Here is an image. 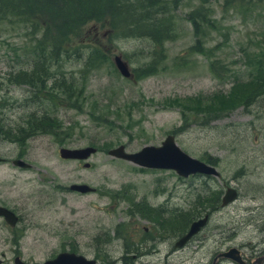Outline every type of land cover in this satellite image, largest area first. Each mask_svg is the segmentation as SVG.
Wrapping results in <instances>:
<instances>
[{
	"label": "rangeland",
	"instance_id": "rangeland-1",
	"mask_svg": "<svg viewBox=\"0 0 264 264\" xmlns=\"http://www.w3.org/2000/svg\"><path fill=\"white\" fill-rule=\"evenodd\" d=\"M198 1L178 4L175 37L164 42V55L155 71L139 78L122 76L111 57L119 54L129 69L139 66L149 58L148 41L109 40L107 30L98 24L87 29L93 41L107 50L109 60L96 62L95 58L84 68L82 55L58 66L84 86L78 106L53 109L57 119L70 126L67 134L36 133L20 144L0 137V156L5 158L0 161V198L35 207L26 238L34 247L21 251L22 257L39 261L63 247L80 248L91 255L95 244H109L107 253L120 255L122 244L131 234L140 233L143 225L172 238L179 230L169 222L162 230L166 216L175 219L186 212L193 219L207 207L209 216L187 247L168 252L163 245L143 252L135 264L205 263L216 248L234 244L246 254H264V93L247 105L238 104L206 119L188 110L183 118L177 105L167 103L174 97L186 102L185 96L226 90L232 80L249 77L248 60L264 47V0H242L240 5L231 0L224 6L222 0H209V15L215 24L206 27L201 51H194L190 45L195 37L184 13ZM30 43L29 33L21 26L0 22V117L8 123H23L28 110L39 105L32 100L25 103L29 85L10 84L5 79L9 70L28 67L33 57L27 51ZM97 113L110 118L113 127L101 124ZM168 132L190 155L199 159L206 154L216 156L219 175L181 176L172 169L138 166L106 152L119 143L129 151L142 144H157ZM87 144L96 150L85 159L57 154L61 145ZM13 157L29 166L12 164ZM85 160L89 165H83ZM239 166L242 170L236 172ZM71 182H84L94 189L70 190ZM227 185L236 189V195L221 206L220 196ZM204 189L205 193L220 191L211 206L197 203L196 195ZM136 199L160 205L162 213L158 210L159 215L143 218L127 214L128 204ZM223 262L219 264H234Z\"/></svg>",
	"mask_w": 264,
	"mask_h": 264
},
{
	"label": "trees",
	"instance_id": "trees-1",
	"mask_svg": "<svg viewBox=\"0 0 264 264\" xmlns=\"http://www.w3.org/2000/svg\"><path fill=\"white\" fill-rule=\"evenodd\" d=\"M182 0H0V22L21 26L29 33L31 43L28 52L33 54L27 68H16L7 72L6 81L10 84H27L29 100L37 102V107L28 110L25 121L6 122L0 117V137H6L15 143H22L28 136L36 133L59 132L67 134L69 125L64 126L53 113L58 105L78 106L84 88L61 67V61L71 57H83L82 66L86 68L95 58L96 62L109 60L107 50L93 41L87 29L95 24L107 30V38L132 37L145 39L150 43L147 57L143 64L130 69L134 78H139L155 71L157 62L163 58L164 42L176 35L175 10ZM209 0H199L189 8L184 16L190 21L195 37L190 49L201 51L206 27H214V17ZM231 0H222L223 6ZM243 4L242 0H235ZM90 24L88 28L86 25ZM87 47V50L85 49ZM257 55L248 60L251 69L244 81L232 80L226 90L217 89L209 95L185 96L167 101L177 105L183 118L186 110L204 119L216 116L238 104L247 105L256 96L264 93V47ZM131 76V77H132ZM1 89V87H0ZM185 100V99H184ZM118 117V110H114ZM96 116L101 124L113 127V121L102 113ZM202 159L216 164L217 157L206 154ZM241 166L236 172H241ZM198 193L199 205L214 204L220 191ZM211 206V205H210ZM208 209V207H207ZM204 209L205 212H207ZM203 210V211H204ZM199 214L202 212L198 211ZM171 220V221H169ZM188 213L179 217L166 216L162 229H167V222L179 232H183L191 221Z\"/></svg>",
	"mask_w": 264,
	"mask_h": 264
},
{
	"label": "flooded vegetation",
	"instance_id": "flooded-vegetation-1",
	"mask_svg": "<svg viewBox=\"0 0 264 264\" xmlns=\"http://www.w3.org/2000/svg\"><path fill=\"white\" fill-rule=\"evenodd\" d=\"M3 159H5L4 156H0V161H2ZM11 160L12 158L10 159V161ZM0 206L8 210L5 211V213L0 212V264H33L37 262L38 260L24 258L20 254L21 251L30 250L34 247V242H28L26 241V238L28 235V228L31 225V222L29 220L33 216L32 211L35 209V207L31 209L21 202L7 201L1 198ZM127 208V214H132L136 217L142 218L159 215V211H161L162 213V208L160 207V205H153L150 202L145 201L144 199H136V201H133L132 203L130 202ZM204 213L207 214V217L209 216V212L207 211L197 215L193 219L201 217ZM187 227L185 228V230L187 229ZM183 232H177L174 237L170 238L169 233H161L159 229H152L149 228L148 225H143L142 231H140V233L131 234L128 238V241L122 244L124 253H121L120 255L113 256L107 253V250L110 247L109 244H95L93 245L95 249L93 248L94 250H92V252L94 253H92L91 255L86 254V251L80 248L71 247L69 249L67 247H63L47 258L54 256L58 251L68 250L79 253L86 258H92L96 263L135 264L138 260V257L142 255L143 252L158 250L159 247H162L163 245L164 247L167 246L168 252H170L171 250H173V252L177 250L180 251L184 247H187V245L195 239L194 234L191 235L183 244L179 246L175 245L176 240L181 236ZM31 239H35V236L31 237ZM228 246L231 245H225L216 248L215 252L209 256L208 261L205 263L202 262L200 264H209L211 262L212 264H219L222 260L224 262H233L234 264H236L235 261L221 255V252L225 251ZM234 246L236 247V249H238L239 253H237V255L239 254V256L243 259V264H252L254 259L260 256L251 253L246 254L240 249V247L238 248L235 244ZM125 252H131V255H127ZM163 261V264H166L165 260ZM178 264H183L182 260H180Z\"/></svg>",
	"mask_w": 264,
	"mask_h": 264
},
{
	"label": "water",
	"instance_id": "water-1",
	"mask_svg": "<svg viewBox=\"0 0 264 264\" xmlns=\"http://www.w3.org/2000/svg\"><path fill=\"white\" fill-rule=\"evenodd\" d=\"M112 61L117 71L125 77H131V71L124 59L119 54L112 55ZM96 150L93 145H84L78 147L59 146L57 148V154L61 158H73V159H85L88 155ZM109 155L114 157L125 159L138 166L148 168H165L172 169L176 174L186 176L193 173H202L208 175L218 176L219 172L215 166L202 159L190 155L184 151L175 141L171 132L165 134V136L157 144L147 143L142 144L136 150H125L124 145L119 143L115 146H111L106 151ZM14 165L27 167L29 163L20 157H13L10 161ZM83 165L87 166L89 163L85 160ZM70 190L79 192L92 191L93 186L84 182H71L67 185ZM236 195V189L233 186L227 185L223 194L220 196L219 204L225 205L231 201ZM8 211L0 206V212ZM207 220V214L204 213L201 217L193 219L189 222L187 229L176 240L175 245L179 246L183 244L191 235L197 232L201 226ZM238 249L235 246H228L227 249L221 252V255L236 262V264H243V259L239 256ZM264 257L260 255L256 257L252 264H261V260ZM27 264V263H24ZM33 264H106L96 263L92 258H86L79 253L73 251L61 250L54 256L46 258L42 261H37ZM209 264H212L209 263Z\"/></svg>",
	"mask_w": 264,
	"mask_h": 264
}]
</instances>
